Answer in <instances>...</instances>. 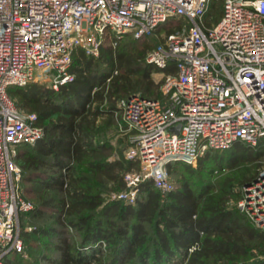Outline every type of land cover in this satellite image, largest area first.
Listing matches in <instances>:
<instances>
[{
    "label": "built area",
    "instance_id": "built-area-1",
    "mask_svg": "<svg viewBox=\"0 0 264 264\" xmlns=\"http://www.w3.org/2000/svg\"><path fill=\"white\" fill-rule=\"evenodd\" d=\"M211 1L0 0V264L11 251L25 252L19 217L34 207L21 192L18 146L43 134L10 89L41 77L58 89L73 79L74 50L97 56L107 33L115 45L126 33L140 37L183 20L146 56L161 69L162 97L119 101L134 131L126 157L140 166L124 174L126 187L114 198L134 203L149 178L165 195L174 188L167 163L194 164L210 149L264 137V0H223L209 25ZM240 208L264 231V169L245 187Z\"/></svg>",
    "mask_w": 264,
    "mask_h": 264
},
{
    "label": "trees",
    "instance_id": "trees-1",
    "mask_svg": "<svg viewBox=\"0 0 264 264\" xmlns=\"http://www.w3.org/2000/svg\"><path fill=\"white\" fill-rule=\"evenodd\" d=\"M220 2L211 1L207 24L220 19ZM182 23L171 18L140 37L131 32L124 36L138 40L164 30L168 34ZM124 36L114 45L115 37L107 33L97 56L76 48L69 69L73 79L58 89L35 81L10 89L11 96L17 94L22 101L21 106L16 104L35 113L33 123L43 129L34 142L20 144L15 156L22 169L23 196L30 200L26 195L37 191L33 209L21 212L19 219L43 218L51 211L54 222L31 231L21 227L25 250L32 239L55 234L60 238L55 244L60 255H43L48 264H85L81 247L87 244L104 252L105 264H264L250 261L252 243L264 247L263 229L229 205L232 197L239 198L232 189L234 181L252 182L264 169L260 159L264 137L256 144L238 140L225 149H210L195 164L167 163L168 172L178 170L182 175L179 186L165 195L149 178L139 183L134 203L106 199L107 183L123 190L124 174L139 168L140 160L127 158L123 148L104 141L102 125L116 122L117 101L138 90L150 98L162 97L152 77L161 69L146 60L162 42L131 47L122 43ZM226 162L234 170H244L239 177H224L219 185L209 183ZM205 170L206 181L197 182L196 176ZM60 227L81 232L82 240L62 236ZM2 264L29 263L23 253L11 251Z\"/></svg>",
    "mask_w": 264,
    "mask_h": 264
},
{
    "label": "rangeland",
    "instance_id": "rangeland-1",
    "mask_svg": "<svg viewBox=\"0 0 264 264\" xmlns=\"http://www.w3.org/2000/svg\"><path fill=\"white\" fill-rule=\"evenodd\" d=\"M223 6V2H220V4L218 5V9L219 11L222 9ZM166 30L162 31V32H158L156 35H151L149 37L146 38H141V39H135L133 37H125L123 38V42L122 43H126L127 45L131 46V47H142L143 43H147L148 45L151 46H155L161 42H163V40L165 39L166 36ZM117 72V71H115ZM111 76V75H110ZM152 77L154 79V81L156 83L159 84V80L161 77V73H159V71H155L152 74ZM110 80V77H108L107 81ZM35 82L38 83H45V85L47 86H52L53 87V81L47 78H38ZM54 88V87H53ZM136 93H141L140 90L136 91ZM135 94V93H134ZM142 94V93H141ZM13 100L15 101V103H17L18 105L21 106L22 101L19 97V95H13ZM122 100V99H120ZM117 101L118 106L119 105V101ZM116 117V122H114L113 124H106L104 123V125H102L101 127V133H102V137L104 139V141L110 142L111 144L115 145V146H119L120 148H123L126 154L127 149L132 145V138L134 136V131H132L129 127H127V125L124 123L123 121V114H122V110L121 108H119V110L116 112L115 114ZM18 152V150H17ZM17 155V154H16ZM261 159V163L262 165H264V155L260 158ZM195 164V163H194ZM252 168L253 164H250ZM167 167V166H166ZM249 167V166H248ZM264 167H262L261 169H263ZM242 170H244V167H238L236 170L232 169L231 167H229L227 165V162L225 163V165L223 166V168L221 170H215V172L212 174V177L210 179L211 184L215 183L216 185L221 184V181L224 177L226 176H231L234 177L236 176H240V174L242 173ZM235 171V173H234ZM205 173V174H204ZM170 179L174 185V187H178L180 184V177L182 175V173L178 170H175L173 172H168ZM206 170L202 173H199L196 176V181L197 182H205L206 181ZM251 184V182L246 183L244 185H239L236 181H234L233 184V191L235 193H237L239 195L238 199H234V197H232L229 201V205L230 206H234L239 208L241 211L242 209L240 208V202L243 198L244 192H245V187L247 185ZM104 187V186H103ZM105 192L104 195L106 197V199L110 200V199H114L113 195L117 194L119 191H121L120 189H118V187H116L115 184L112 183H107V185L105 186ZM30 201L34 204L36 202V197H37V191H32L31 193L26 195ZM243 212V211H242ZM51 215V211L46 212L45 217H38V218H33L30 217L29 215H25L24 217H22L20 224L21 227L25 230L31 231L32 229H34L35 227L39 226V225H52L53 222V218L50 216ZM61 230L64 229V233L62 234V236L68 237L69 239H71V241H81V232L78 231H73L71 229H67L66 228H61ZM60 238L58 237V235H51L50 237L47 238H41V237H37L36 239H32L30 244H27V248L25 250V252L23 253V257L24 259L29 263V264H48V262L46 260L43 259V255H50L54 258L59 257V251L56 249L55 244L59 243ZM252 243L253 248H251L250 253H252V257H250V261L255 263V261H264V247L262 245H259L258 243ZM95 247V248H94ZM81 249H83V253L84 255L87 257L85 260V264H105L104 263V252L103 253H99V249L98 246L96 245H90L87 244L84 247H81ZM190 251L192 250V248L189 249ZM103 251H104V247H103ZM102 252V251H100ZM95 253V254H94ZM106 256H108V253H105ZM111 255V254H110ZM110 259V258H107ZM168 264H173L172 262L168 263Z\"/></svg>",
    "mask_w": 264,
    "mask_h": 264
},
{
    "label": "water",
    "instance_id": "water-1",
    "mask_svg": "<svg viewBox=\"0 0 264 264\" xmlns=\"http://www.w3.org/2000/svg\"><path fill=\"white\" fill-rule=\"evenodd\" d=\"M174 129H175V130H178V129H179V127H175Z\"/></svg>",
    "mask_w": 264,
    "mask_h": 264
}]
</instances>
